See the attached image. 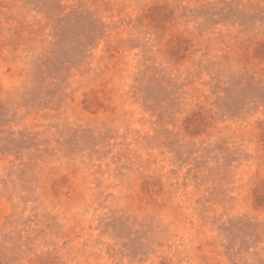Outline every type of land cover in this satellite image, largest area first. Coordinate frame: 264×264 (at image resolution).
<instances>
[{"label":"rangeland","instance_id":"374dc122","mask_svg":"<svg viewBox=\"0 0 264 264\" xmlns=\"http://www.w3.org/2000/svg\"><path fill=\"white\" fill-rule=\"evenodd\" d=\"M0 264H264V0H0Z\"/></svg>","mask_w":264,"mask_h":264}]
</instances>
